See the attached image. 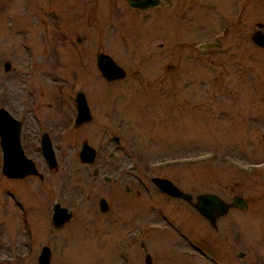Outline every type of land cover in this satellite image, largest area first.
<instances>
[{
	"label": "rangeland",
	"instance_id": "374dc122",
	"mask_svg": "<svg viewBox=\"0 0 264 264\" xmlns=\"http://www.w3.org/2000/svg\"><path fill=\"white\" fill-rule=\"evenodd\" d=\"M162 1L141 11L125 0H0V108L21 121V145L45 177L25 200L26 226L11 228L5 214L1 264H37L43 245L50 264H145L144 248L153 264H264V46L252 41L264 0ZM99 52L126 76L106 81ZM77 91L91 120L75 126ZM83 141L97 150L94 165L79 160ZM1 155L0 145V169ZM2 176L0 186L13 183ZM154 176L192 196L239 195L247 208H230L214 228ZM55 200L74 211L60 230Z\"/></svg>",
	"mask_w": 264,
	"mask_h": 264
},
{
	"label": "water",
	"instance_id": "95a60500",
	"mask_svg": "<svg viewBox=\"0 0 264 264\" xmlns=\"http://www.w3.org/2000/svg\"><path fill=\"white\" fill-rule=\"evenodd\" d=\"M130 8L147 10L149 8L159 5L158 0H125ZM264 24L258 22L256 30L252 36V41L262 47L264 46ZM79 41V38L78 40ZM219 42H203L200 44L201 48L218 47ZM96 66L101 76L106 81H114L122 79L126 76V71L120 66L109 54L99 52L96 55ZM10 68L9 62H6L4 69ZM76 105V115L74 125L78 126L82 123L91 120L90 108L87 103L85 94L82 91H77L74 97ZM20 121L15 118L5 108H0V145L2 148V166L1 172L10 177H25L27 175L37 174L38 171L32 159L25 155L20 140ZM118 141V138H115ZM41 152L49 168L56 166V158L52 148L51 141L47 134H43L41 138ZM79 160L83 163L93 164L95 160V149L87 141H83L78 152ZM154 184L161 192L175 198H180L195 208V210L205 217L212 226H215L216 220L225 214L232 207L246 209L247 202L243 197L235 195L230 202H226L220 196L214 193H201L192 196L188 192H184L178 188L171 180L154 176L151 178ZM106 201L104 198L99 200V207L101 211H106ZM55 206L53 213V224L59 227L63 221L69 220V214H65L66 209ZM145 264H153L151 255L144 248ZM243 253H239L242 256ZM51 252L48 246H43L40 255L38 256L37 264H50Z\"/></svg>",
	"mask_w": 264,
	"mask_h": 264
},
{
	"label": "flooded vegetation",
	"instance_id": "af4514ba",
	"mask_svg": "<svg viewBox=\"0 0 264 264\" xmlns=\"http://www.w3.org/2000/svg\"><path fill=\"white\" fill-rule=\"evenodd\" d=\"M169 3V1H162V0H158V3H159V5L160 4H162V3ZM156 7H158V5L157 6H155V7H152V8H149V9H153V8H156ZM149 9H147V10H149ZM136 10H139V9H136ZM142 11V10H141ZM77 40H78V38H77ZM16 118V117H15ZM20 121V120H19ZM20 124H21V128H22V123H21V121H20ZM35 130L36 129H34V128H31L30 129V131L29 132H32V133H34L35 132ZM38 130H40V128L38 129ZM43 134H47V136L49 137V139H50V141H51V138H50V135H49V133L47 132V131H42L41 133H40V136H39V148L41 149V138H42V135ZM22 139V137H21V129H20V140ZM114 140H115V138H114ZM116 141V140H115ZM117 142V141H116ZM51 144H52V141H51ZM23 148V147H22ZM52 148H53V145H52ZM95 149V148H94ZM24 150V149H23ZM54 150V149H53ZM24 153H25V155L26 156H28L30 159H31V157L28 155V154H26V152L24 151ZM42 153V152H41ZM55 154V153H54ZM112 153L110 152L109 154H108V156L109 157H112ZM2 156V155H1ZM96 157H97V150L95 149V159H96ZM56 158V157H55ZM1 160H2V158H1ZM32 161L34 162V165H35V167H36V169H37V171H38V173L37 174H32V175H27V176H25V177H10V176H7V175H5L4 173H2L1 172V174L3 175L2 177H3V179H5V180H10L11 182H13L12 184H10V183H6V184H4V185H2V186H0V194L1 195H3V196H5V200H6V204H7V208L6 209H3V214L2 213H0V236H1V234L4 232V230L6 229L7 230V224L5 223L6 222V219L4 218V216H5V214L6 215H8L9 217H11V220H12V222H11V228L12 227H14L15 225H19V224H25V222H26V215H27V213H26V211H27V208H26V203H25V200L27 199V196H30V197H32L33 195H35V194H41V188H42V183H43V181L45 180L44 178V175L41 173V172H39V170H38V168H37V166H36V162H35V160L34 159H32ZM81 162V161H80ZM47 163V162H46ZM82 164H86V165H88V166H91V165H94V163H95V160H94V163L93 164H88V163H83V162H81ZM1 166H2V163H1ZM56 166H57V160H56ZM53 167V168H49V166H48V163H47V167H48V169H50V171L52 170V169H56L57 167ZM1 170V169H0ZM93 174H94V176H95V178H97L98 176H100V170L98 169V168H93ZM102 174V173H101ZM103 175V174H102ZM47 179V178H46ZM103 179L105 180V181H111L112 180V178L111 177H109V176H107V175H103ZM28 180L31 182V183H28ZM138 180V178H136V181ZM27 184H29V186H27ZM154 185V184H153ZM155 186V185H154ZM156 187V186H155ZM178 187V186H177ZM157 188V187H156ZM179 188V187H178ZM158 189V188H157ZM126 190L127 191H129V192H131V193H133V191L132 190H130V188H126ZM159 190V189H158ZM182 190V189H181ZM27 191H28V194H27ZM160 191V190H159ZM161 192V191H160ZM163 193V192H162ZM163 194H165V195H167L166 193H163ZM167 196H169V195H167ZM169 197H171V196H169ZM101 198H104V197H100L99 198V200L101 199ZM172 198H175V197H172ZM176 199H180V198H176ZM99 200H98V208H99V211L101 212V213H103V214H106L109 210H110V205H109V203H108V201L106 200V198H104V200L106 201V204H105V206L107 207L106 208V211H101L100 210V207H99ZM55 206H57V207H59V208H64V209H66V212H65V214H69V220H67V221H63L62 223H61V225L59 226V227H55L54 226V224H53V213H54V207ZM16 208H20V209H16ZM58 208V209H59ZM73 215H74V211H73V209H70V208H68V207H66V206H63L62 204H61V202H59V201H57V200H55V201H53V203H52V206H51V226H52V229L53 230H60V229H62V228H64L70 221H71V219H72V217H73ZM31 218V217H30ZM205 218V217H204ZM209 222V221H208ZM4 223H5V225H4ZM25 226H26V224H25ZM214 228H216V226H213ZM8 231H10L9 230V228H8ZM142 244L143 243H141V246H142ZM43 246H48V245H43ZM43 246L41 247V250H42V248H43ZM49 247V246H48ZM3 249H5V247L2 245V243L0 242V264L2 263L1 261H3L4 259H6V258H4L5 256H6V251H4ZM49 249H50V247H49ZM41 250H40V252H41ZM40 252H39V255H40ZM50 252H51V249H50ZM51 254H52V252H51ZM38 255V256H39ZM38 256H37V260H38ZM12 258H14V257H11V258H9V259H12ZM50 260H51V258H50Z\"/></svg>",
	"mask_w": 264,
	"mask_h": 264
}]
</instances>
